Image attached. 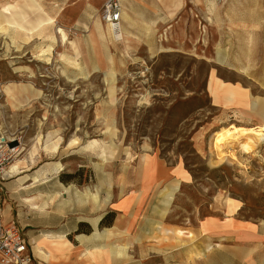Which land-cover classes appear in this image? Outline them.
<instances>
[{
  "label": "rangeland",
  "instance_id": "rangeland-1",
  "mask_svg": "<svg viewBox=\"0 0 264 264\" xmlns=\"http://www.w3.org/2000/svg\"><path fill=\"white\" fill-rule=\"evenodd\" d=\"M34 1L38 2L36 6ZM100 7L93 14L92 26L95 21L100 23ZM15 8L17 14L0 15V28L15 21V26L32 31L52 18L39 0H21ZM75 10L70 5L66 17L56 21L52 18L53 38L45 46L49 53L38 52L40 41L36 39L17 50L9 45L7 35H0L6 39L4 55L0 46V141L11 138L9 147L19 142L21 153L17 158H21L37 137L55 134L60 139L55 153L39 151L30 167L33 171L44 167L51 171L53 166H59L44 188L47 193L60 191V199L63 195L70 199L65 219L71 223L78 210L92 223L97 216L93 204L99 200L101 213L107 211L109 199L125 193L123 186L133 181L134 167L140 164L148 169L150 155H155L167 165L184 168L185 181L176 180L178 188L165 215L166 225L195 227L214 210V199L219 194L237 201L238 215L243 219L264 221V143L255 146L250 154L227 143L223 150L231 147L234 158L221 162L216 160L211 146L214 135L223 130L210 128L214 112L206 94L208 71L222 64L218 56H94L95 47L93 56H81L68 43L62 45L56 34V29H63L72 43H76L74 38L88 36L87 26L84 30L74 27L78 18ZM151 32L154 35L153 29ZM66 47L71 55L60 54L70 52ZM12 48L16 51H10ZM260 59L264 56H251L254 68H258ZM105 73L114 74L112 104ZM250 79L255 80L253 76ZM6 84L29 85L39 95L24 93L27 101L22 97V104L15 107L3 94ZM110 120L116 131L112 139L104 134ZM250 128L264 132V123ZM92 141L98 142L95 148L88 147ZM104 147L113 150L112 159L103 161ZM143 154L149 157L148 165L140 159ZM159 190L151 196L156 198ZM76 200L85 202L84 206ZM88 229L85 225V231Z\"/></svg>",
  "mask_w": 264,
  "mask_h": 264
},
{
  "label": "crops",
  "instance_id": "crops-1",
  "mask_svg": "<svg viewBox=\"0 0 264 264\" xmlns=\"http://www.w3.org/2000/svg\"><path fill=\"white\" fill-rule=\"evenodd\" d=\"M20 1L0 0V15L17 14L15 3ZM104 1L39 0L55 21L66 17L70 5L76 7L74 27L84 30L87 26L94 34V56H218L222 64L210 68L206 81L214 112L210 128L221 130L231 124L254 128L263 124L264 59L256 69L251 56H264V0H119V32L124 41L108 37L102 42L92 22L95 10ZM6 6L10 9L5 10ZM87 37L74 38L81 56H93V45ZM1 45L4 55L6 39L2 37ZM60 54L71 55L72 51ZM29 149L17 158L15 172H5L2 222L21 229L31 264H264V221L243 219L238 215L237 201L226 196L215 197L214 210L195 227L166 225L167 212L160 213L159 194L171 181H185L184 168L178 164L167 165L150 155L151 167L136 165L133 181L123 186L125 193L109 199L107 211L101 213L98 200L92 203L97 215L92 223L78 210L69 223L65 218L70 199L64 195L60 199L62 194L56 191L59 197L51 205L49 198L55 192L47 193L44 188L54 175V166L52 172L45 167L33 171L30 165L39 152L31 156ZM158 189L156 198L151 196ZM76 202L81 207L85 204ZM108 213H113L111 223L99 228ZM177 231L182 236H177Z\"/></svg>",
  "mask_w": 264,
  "mask_h": 264
},
{
  "label": "bare ground",
  "instance_id": "bare-ground-1",
  "mask_svg": "<svg viewBox=\"0 0 264 264\" xmlns=\"http://www.w3.org/2000/svg\"><path fill=\"white\" fill-rule=\"evenodd\" d=\"M37 4L38 2L36 1L33 2L34 6H36ZM53 25H54V20L52 18H48L45 21L41 22L35 30L25 31L20 27L10 25V23H6L5 28L4 27L0 28V35H7L9 37V45L13 46L17 50H20V48L24 43H28L30 40L36 39V41H40L39 43L40 47H38V52L41 54H45V53H49V49L45 46H46V41L50 39L52 40L53 38V34H54ZM104 26H102V24L96 21L93 24L94 30L97 32L98 38L102 42L108 40V37H110L114 41H123L120 32L115 33L110 28L108 27L105 28L106 26L105 27ZM56 34L58 35V39L62 45L68 43L69 47H71L75 52L79 51L76 44L67 41V34L63 29L61 28L56 29ZM149 37L150 36L147 34V38ZM87 39L92 43L93 47H95L96 39L94 38V34L91 33L90 29H88ZM72 63L74 67L77 66L76 62H72ZM243 72L246 73V69H243ZM105 78L108 84L109 100L110 103L112 104L114 103L115 100V88L113 86L114 74L105 73ZM2 91L6 101L13 104L15 107H18L22 104V101L20 99H22V97H25L24 93L31 94L33 96L39 95V93L33 90L32 87L29 85H20L18 87L15 84H6L3 86ZM27 99L28 97H25L24 101H27ZM257 101L258 99L254 100V102ZM262 123H264V120ZM104 134L109 136L111 139L115 137L116 131L113 120H110L105 124ZM7 142H11V138L8 139ZM73 142L74 140H72L70 144H73ZM227 143H231V144L234 143L237 145V151L243 154H250L253 152L255 146L264 143V132L261 129H251V128L235 126V125H230V127H227L226 129L219 131L218 133H216V135H214L211 143L212 149L215 152V158L219 162L226 160L228 157L234 158V152H233L234 150L231 149V147L226 152H224L223 150V146L226 145ZM59 144H60V139L57 138L55 134H48L44 138L37 137L35 143L30 147L29 153L31 156H34L39 151H42L46 154H53L57 151ZM97 145H98L97 141H92L88 144V147L95 148ZM112 152L108 150V148L104 147L101 150L103 161L112 159L111 158L113 155ZM140 159L142 162H144L145 165L149 164L148 163L149 157L146 154L141 155ZM18 166H19V162L18 159L16 158L13 160V162H11L8 165L5 172L13 173L17 170ZM58 170H59V166H56L53 168L52 171L54 174H56ZM44 179H46V177H44ZM177 188H178V183L177 181L173 180L170 183H168V185H166V187L159 194L158 203L160 206L159 210L161 211L160 212L161 215H164L167 212L169 202L173 199L174 193L177 191ZM58 195L59 194H54V193L51 195V197L49 195L50 197L49 204L52 205ZM219 197L220 194L218 195V198ZM93 199L95 200L94 196ZM176 234L177 236H179L182 234V232L177 231ZM122 255H124V251L119 254V256Z\"/></svg>",
  "mask_w": 264,
  "mask_h": 264
},
{
  "label": "built area",
  "instance_id": "built-area-1",
  "mask_svg": "<svg viewBox=\"0 0 264 264\" xmlns=\"http://www.w3.org/2000/svg\"><path fill=\"white\" fill-rule=\"evenodd\" d=\"M121 6L119 0H105L98 11L102 24L113 32H119ZM10 142L0 141V264H31L32 257L27 251L22 231L15 224H3V179L8 165L20 155L19 142L9 147Z\"/></svg>",
  "mask_w": 264,
  "mask_h": 264
},
{
  "label": "trees",
  "instance_id": "trees-1",
  "mask_svg": "<svg viewBox=\"0 0 264 264\" xmlns=\"http://www.w3.org/2000/svg\"><path fill=\"white\" fill-rule=\"evenodd\" d=\"M113 213H108L107 215H105L99 222V226H107L111 223V219H112ZM81 229V226L80 228Z\"/></svg>",
  "mask_w": 264,
  "mask_h": 264
}]
</instances>
